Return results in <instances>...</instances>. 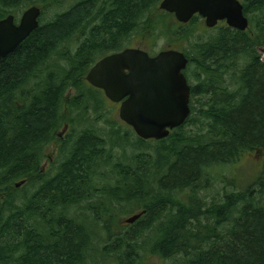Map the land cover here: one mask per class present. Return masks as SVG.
<instances>
[{
    "label": "trees",
    "instance_id": "obj_1",
    "mask_svg": "<svg viewBox=\"0 0 264 264\" xmlns=\"http://www.w3.org/2000/svg\"><path fill=\"white\" fill-rule=\"evenodd\" d=\"M61 1L0 0V20L43 7L0 62V264H135L146 249L169 264H264V164L248 181L230 175L244 155L264 156V0H239L248 31L218 25L188 45L190 115L161 141L96 128L103 93L85 81L135 33L168 34L152 16L161 0ZM54 7L64 8L44 21ZM184 27L174 30L188 39ZM64 124L58 159L42 172Z\"/></svg>",
    "mask_w": 264,
    "mask_h": 264
},
{
    "label": "water",
    "instance_id": "obj_2",
    "mask_svg": "<svg viewBox=\"0 0 264 264\" xmlns=\"http://www.w3.org/2000/svg\"><path fill=\"white\" fill-rule=\"evenodd\" d=\"M159 10L173 14L180 24H187L198 15L207 29L225 22L230 29L249 30L239 0H162ZM40 15L41 9L32 6L23 12L18 23L13 15L0 20V62L38 28ZM259 52L264 58V48H259ZM187 65L188 59L178 51H161L151 57L140 49L127 48L98 60L85 81L102 91L107 100L120 105L119 120L136 137L161 141L190 115V87L183 74ZM142 215L143 212L135 214L124 222L133 224Z\"/></svg>",
    "mask_w": 264,
    "mask_h": 264
},
{
    "label": "rangeland",
    "instance_id": "obj_3",
    "mask_svg": "<svg viewBox=\"0 0 264 264\" xmlns=\"http://www.w3.org/2000/svg\"><path fill=\"white\" fill-rule=\"evenodd\" d=\"M26 8L27 7L22 8L21 10H18L15 14H12L15 17L16 23L19 22ZM60 11L61 9H58L57 7H54V9H51V10L47 9L44 14L43 20L44 21L50 20L56 12H60ZM152 16L155 17V19H158L159 22L165 26V29L168 34L166 36H162V38L157 36L158 38L155 37L153 39L147 36L142 38L137 35L136 37V33H135L133 36H131V38L129 39V42L124 43V46H123L124 49H127V48L142 49L144 51H147L151 56H154L164 50H176L179 52H187V50L189 49V46H188L189 44L202 41V40H206L218 34V31H210V29H206L204 27V21L197 18L198 21L188 26H185L183 29L178 31V34L180 36H186L188 38V39H185V38L181 39L178 37V35L176 34L174 30L175 27H177V23L173 17H170L167 14L164 15L162 13H156V12ZM166 31L164 33H166ZM258 54L260 55V62L263 63L261 53L258 52ZM100 55L101 54H99V56ZM190 75H193V71L190 72ZM188 81H189L190 87H193L196 85V80L193 77L190 76V80ZM76 92L77 91H75L74 89H71L68 91L70 96L76 95ZM101 97L103 98V104L99 105L101 106L102 110L100 112V115H98V117L101 118L100 119L101 121L93 125L96 128L100 129L101 131L109 132L112 124H114L116 127L120 128L122 132L126 131L128 127L123 122H121L118 117L119 104H114L110 102L104 97V95H102ZM74 115L75 114H72V118ZM93 118H95V116H93ZM191 127L192 128H189V126L186 127L184 129V132L187 133L188 131H191L192 129L196 130L194 126H191ZM59 133H61V130L59 131ZM55 146L56 145L52 144L51 146H48L45 149V153L47 156H51V158L55 157L56 155ZM116 152H118V154L120 153L119 151H116ZM263 164H264L263 155H260V154L256 155L254 153H250V154L244 155L242 157V160L230 170V175H232V172L234 171L236 172L235 178L241 177L243 180L248 181V179L253 178L257 174H259ZM223 175H226V174H223ZM219 188H220L219 184H215L214 187L209 188V191L207 193L212 195L216 190L218 191ZM113 208L114 210L117 211L118 206L114 205ZM124 209H126V206L124 207ZM131 215L132 214H126L122 216V218L124 219H121V218L117 219L114 227L121 229L122 227H119V226L124 223L123 220L130 217ZM135 264H169V262L167 260H162L159 256L149 252V250L146 249V251H142V250L139 251L138 256H137V261L135 262Z\"/></svg>",
    "mask_w": 264,
    "mask_h": 264
},
{
    "label": "flooded vegetation",
    "instance_id": "obj_4",
    "mask_svg": "<svg viewBox=\"0 0 264 264\" xmlns=\"http://www.w3.org/2000/svg\"><path fill=\"white\" fill-rule=\"evenodd\" d=\"M73 2L75 1V0H72ZM162 1V0H161ZM161 1H160V3H161ZM73 2H71V3H73ZM58 3H59V5H62V1L61 0H58ZM160 3H159V5H160ZM159 5H158V10H159ZM33 6H36V7H39L40 9H41V13H42V11H43V7L42 6H39V5H33ZM30 7H32V6H30ZM30 7H28V8H30ZM27 8V9H28ZM64 8V7H63ZM63 8H61V9H63ZM159 12L160 13H162V14H167V15H169L170 17H173L174 18V15L173 14H169V13H166V12H164V11H161V10H159ZM8 16V15H7ZM6 16V17H7ZM15 18V17H14ZM197 18H199V19H201V20H203L200 16H198V15H195L187 24H180V23H178L177 21H176V23L178 24V25H181V26H188V25H190V24H192V23H194V19H197ZM4 19V18H3ZM175 19V18H174ZM2 20V19H1ZM204 21V20H203ZM16 23V22H15ZM223 24H225V22H219L218 24H217V26L219 25V26H221V25H223ZM226 25V24H225ZM216 26V27H217ZM204 27H205V25H204ZM206 28V27H205ZM215 28V27H214ZM207 29V28H206ZM135 49V48H134ZM140 50H142V49H140ZM142 51H144V50H142ZM164 51H167V50H164ZM174 51H176V50H174ZM149 56H151L147 51H145ZM179 52V51H178ZM258 52H259V48H258ZM181 53H183V52H181ZM184 54V53H183ZM157 55V54H156ZM155 56V55H154ZM152 57V56H151ZM262 62L264 63V58L262 57ZM183 74H184V76H185V73L183 72ZM185 78H186V76H185ZM187 80V79H186ZM187 83H188V81H187ZM189 85V84H188ZM189 87H190V85H189ZM102 92V91H101ZM190 98H191V87H190ZM66 132V133H65ZM67 132H68V127L66 126V124H64V126H63V128L61 129V133H59L58 132V134H57V138L53 141V142H51L50 144H48L46 147H45V149L48 147V146H51L52 144H54V145H56L55 146V157L54 158H51V156H47L46 155V153H45V150H44V159H43V161H42V163H41V165H40V168H41V171L42 172H46L49 168H50V166H51V164H54L56 161H57V159H58V149H59V145H60V143H59V141H62V140H64V138L66 137V134H67ZM57 147V148H56ZM47 162V163H46ZM85 260H86V264H91L93 261V257H91V256H87L86 258H85Z\"/></svg>",
    "mask_w": 264,
    "mask_h": 264
}]
</instances>
